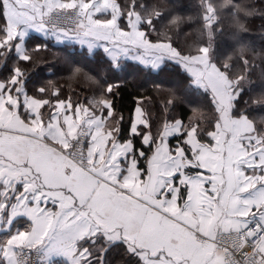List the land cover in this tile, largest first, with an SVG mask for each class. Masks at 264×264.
I'll return each mask as SVG.
<instances>
[{
    "label": "snow or ice",
    "instance_id": "1",
    "mask_svg": "<svg viewBox=\"0 0 264 264\" xmlns=\"http://www.w3.org/2000/svg\"><path fill=\"white\" fill-rule=\"evenodd\" d=\"M184 7L0 0V264H264V0ZM32 33L178 82L126 117L107 70L34 81Z\"/></svg>",
    "mask_w": 264,
    "mask_h": 264
},
{
    "label": "trees",
    "instance_id": "2",
    "mask_svg": "<svg viewBox=\"0 0 264 264\" xmlns=\"http://www.w3.org/2000/svg\"><path fill=\"white\" fill-rule=\"evenodd\" d=\"M184 3L185 7L183 11L186 13L195 12V9L192 7L194 0H184ZM257 23H259V21H257ZM254 40L257 46H260L262 43L259 36L254 37ZM40 42L48 43L49 50L43 53L46 64L36 69L34 81H42L49 78L54 79L53 76L55 75V71L53 69H56V66H58L57 64L61 63L67 66L66 72H68V68L71 65H79L94 73L100 74H103L102 70H107V79L109 82H115L121 85L120 94L117 97V106L121 108L126 117L128 115V110L132 107L134 97L139 95L155 96L153 89L156 85L172 87L178 82L177 70L171 65L159 71H152L143 68L142 65L136 62L123 60L124 62H121V67L118 70L112 71L109 69L108 63L105 60V54L101 50H96L94 55L89 56L85 49L79 48L76 45H53L50 41H43L42 38L35 35L30 36L28 40L30 47ZM231 43L227 33L219 35L216 41L217 52L223 54L230 51ZM57 53L61 54L58 60H56ZM66 60L70 62V64L66 63ZM58 68L60 67L58 66ZM63 73L61 75H64ZM142 77V82L138 83V80L142 79ZM175 79L176 81L174 82ZM252 79L254 81L251 85L253 92H259L264 89V84L261 83L258 76V70L254 71ZM79 86L82 89H87L84 83H81ZM194 101L206 103L204 98L199 96L195 97Z\"/></svg>",
    "mask_w": 264,
    "mask_h": 264
},
{
    "label": "rangeland",
    "instance_id": "3",
    "mask_svg": "<svg viewBox=\"0 0 264 264\" xmlns=\"http://www.w3.org/2000/svg\"><path fill=\"white\" fill-rule=\"evenodd\" d=\"M56 55H57V58H56ZM55 55V58H56V60H58L60 57H59V55H61V54H59V53H57ZM55 58H53V59H55ZM125 60H129V59H125ZM64 61V60H63ZM67 61V60H66ZM130 61H132V60H130ZM124 61L122 60V63H123ZM133 62H136L137 64H139L137 61H133ZM66 63H68V64H70V62H66ZM60 68H58V66H56V69H53L54 71H55V75L53 76L54 77V80H58V81H60L62 84L64 83V77H66L67 76V74H68V72H66V67L67 66H65L64 64H57ZM141 65V64H140ZM51 69V70H52ZM132 71V70H131ZM64 72V73H63ZM64 74V75H61V74ZM43 79V78H42ZM142 80H143V77H142V79H139L138 80V83H141L142 82ZM154 80V79H153ZM176 81V79L174 80V82ZM85 84V83H84ZM73 87H77V85L75 84V83H73V85H72ZM85 86H87V88H88V85L87 84H85ZM66 88H67V86H66ZM79 88H81L80 86H79ZM79 90V89H78Z\"/></svg>",
    "mask_w": 264,
    "mask_h": 264
},
{
    "label": "crops",
    "instance_id": "4",
    "mask_svg": "<svg viewBox=\"0 0 264 264\" xmlns=\"http://www.w3.org/2000/svg\"><path fill=\"white\" fill-rule=\"evenodd\" d=\"M32 35H35V36H38V37H40L39 36V34H36V33H32V34H30V36H32ZM41 38V37H40ZM53 45H56L54 42H52V41H50ZM76 46H78L79 48H81L79 45H76ZM85 50H86V48H84ZM98 50H100V49H98ZM87 51V50H86ZM102 51V50H101ZM103 52V51H102ZM133 61V60H132Z\"/></svg>",
    "mask_w": 264,
    "mask_h": 264
}]
</instances>
